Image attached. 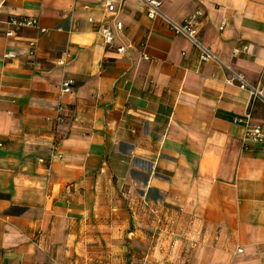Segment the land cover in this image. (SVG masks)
I'll list each match as a JSON object with an SVG mask.
<instances>
[{
  "label": "crops",
  "instance_id": "obj_1",
  "mask_svg": "<svg viewBox=\"0 0 264 264\" xmlns=\"http://www.w3.org/2000/svg\"><path fill=\"white\" fill-rule=\"evenodd\" d=\"M162 2L264 95V0ZM232 76L141 0H0V264H264V144L235 122L264 99Z\"/></svg>",
  "mask_w": 264,
  "mask_h": 264
},
{
  "label": "built area",
  "instance_id": "obj_2",
  "mask_svg": "<svg viewBox=\"0 0 264 264\" xmlns=\"http://www.w3.org/2000/svg\"><path fill=\"white\" fill-rule=\"evenodd\" d=\"M148 9V16L150 18H156L161 17L164 21H166L170 29L175 32L177 35H182L185 38H187L194 47L198 50L200 58L204 62L208 61H216L220 63L224 68H226L228 71L232 73V79H229L230 83L237 82L240 87L244 89H248L253 97V100L260 98L264 99L263 91L260 88L259 85L253 86L249 84L242 74H237L235 72H232L230 67L227 66L225 63H223L220 58L213 52V50L204 44L198 34V19H199V11H196L192 13L189 17L185 18L183 21H177L173 18H171L169 15H167L163 9V3L162 0H141ZM107 7L109 10H114L115 6L112 2L107 3ZM37 23L36 19L31 18H25V19H18L16 17H12L8 24L10 27H8L7 35L13 36L16 33V30L23 26V25H35ZM225 24V22H224ZM224 26L221 27L223 29ZM124 25L122 22L117 23V29L123 30ZM99 33L103 38V43L106 46H116L117 51L121 54H124L127 52V47L124 45L116 44L115 41V34L113 30L106 25L99 27ZM248 50V47L245 46L242 49H236L234 50L235 55H239L242 51ZM15 56L14 53H8L7 57H13ZM147 58V56H146ZM149 57L147 58V60ZM75 84V80L73 78H67L62 82L61 88L64 92H70L72 90V86ZM252 117L251 111H248L244 113V115L238 117L235 119V122L238 124H242L246 127V135L244 138V145L248 147L252 144H264V128L258 125H251L250 123Z\"/></svg>",
  "mask_w": 264,
  "mask_h": 264
}]
</instances>
